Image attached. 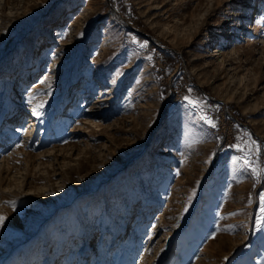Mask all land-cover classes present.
Listing matches in <instances>:
<instances>
[{
	"label": "rangeland",
	"instance_id": "1",
	"mask_svg": "<svg viewBox=\"0 0 264 264\" xmlns=\"http://www.w3.org/2000/svg\"><path fill=\"white\" fill-rule=\"evenodd\" d=\"M0 103V264H264V0H0Z\"/></svg>",
	"mask_w": 264,
	"mask_h": 264
},
{
	"label": "bare ground",
	"instance_id": "2",
	"mask_svg": "<svg viewBox=\"0 0 264 264\" xmlns=\"http://www.w3.org/2000/svg\"><path fill=\"white\" fill-rule=\"evenodd\" d=\"M40 76V75H39ZM41 77V76H40ZM39 77V78H40ZM42 82V81H41ZM30 84V83H29ZM38 88H39V84H38V82H36V81H34V82H32L30 85H28V86H26V83H24L23 85H21V87L19 88L20 89V91H22V89H24V91H22V93H24L25 94V92L27 93V91H28V93H27V95L25 96V98H26V100L27 101H25L26 103L29 101V98H30V96L32 95V94H35L36 93V91L38 90ZM23 96V97H24ZM24 99V98H23ZM83 101L80 103V105H79V107H77V108H83V105H82V103H84V99H82ZM1 104V103H0ZM32 106H33V104H32ZM33 108H35V106H33ZM76 112V111H75ZM86 112H90V111H86ZM113 233V232H112ZM111 234V233H110ZM120 263V262H119Z\"/></svg>",
	"mask_w": 264,
	"mask_h": 264
},
{
	"label": "snow or ice",
	"instance_id": "3",
	"mask_svg": "<svg viewBox=\"0 0 264 264\" xmlns=\"http://www.w3.org/2000/svg\"><path fill=\"white\" fill-rule=\"evenodd\" d=\"M186 99H188V98L186 97ZM190 103H195V102H194V101H190ZM37 107H38V108H39V107H42V104H41V105H38ZM33 111H34V113H35L36 115H39V112L36 111V109H33ZM262 211H264V209H262ZM2 219H3V217L0 216V220H2Z\"/></svg>",
	"mask_w": 264,
	"mask_h": 264
}]
</instances>
